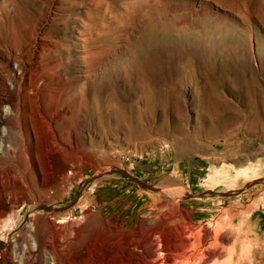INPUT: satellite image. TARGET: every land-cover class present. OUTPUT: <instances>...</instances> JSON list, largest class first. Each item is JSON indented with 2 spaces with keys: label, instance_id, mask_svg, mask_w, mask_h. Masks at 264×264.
I'll return each instance as SVG.
<instances>
[{
  "label": "rangeland",
  "instance_id": "rangeland-1",
  "mask_svg": "<svg viewBox=\"0 0 264 264\" xmlns=\"http://www.w3.org/2000/svg\"><path fill=\"white\" fill-rule=\"evenodd\" d=\"M0 145V264H264V0H0Z\"/></svg>",
  "mask_w": 264,
  "mask_h": 264
},
{
  "label": "bare ground",
  "instance_id": "bare-ground-1",
  "mask_svg": "<svg viewBox=\"0 0 264 264\" xmlns=\"http://www.w3.org/2000/svg\"><path fill=\"white\" fill-rule=\"evenodd\" d=\"M20 131V130H19ZM130 132V131H129ZM20 134V133H19ZM8 137V136H7ZM184 142V141H183ZM2 146L0 145V148H1ZM236 218V217H235ZM180 220V219H179ZM64 223H65V221H63ZM233 223V222H232ZM183 226V225H182ZM188 227V226H187ZM167 228V227H166ZM182 228V227H181ZM183 228H184V226H183ZM189 228H190V226H189ZM170 229H171V227H170ZM169 229V230H170ZM185 229V228H184ZM184 229H183V231H184ZM186 229H188V228H186ZM185 229V230H186ZM74 230H76V229H74ZM172 231H173V229H171ZM177 230V229H176ZM189 230V229H188ZM165 231H166V229H165ZM172 231H170V232H172ZM177 231H179V230H177ZM180 231H182V230H180ZM187 231V230H186ZM185 231V232H186ZM190 231H191V229H190ZM189 231V233H191ZM195 231V230H194ZM218 231V230H217ZM79 232V231H78ZM198 232H199V230H198ZM219 232V231H218ZM164 233H166V232H164ZM182 233V232H181ZM180 232H177V234L178 235H175V234H173V235H171V234H166L164 237H163V239H162V243H163V241H164V243L165 244H163V245H165L166 247H168V248H165L164 249V251L167 249V250H171V248L172 247H174V249H175V244H174V246H173V244H172V242H176V240L177 241H179V242H181V245H183V239H182V237L180 236V235H182V234H185V233H182L181 234ZM201 234V233H200ZM163 236V235H162ZM162 236H160V237H162ZM191 236V235H190ZM198 236V235H197ZM202 236V235H201ZM217 236V235H216ZM193 237H196V236H193ZM182 240H181V239ZM184 238V237H183ZM189 238V237H188ZM216 237H215V235H214V239H215ZM160 239V240H161ZM159 240V239H158ZM185 240V239H184ZM191 240V238L189 239V240H186L187 241V244H188V242ZM203 240H205L204 238H203ZM183 241V242H182ZM185 241V242H186ZM193 241H194V239H193ZM214 240H212V242H213ZM200 242V241H199ZM203 242V241H202ZM209 242V241H208ZM161 243V242H160ZM192 242H190L189 244H191ZM177 244V243H176ZM193 244V243H192ZM206 244V243H205ZM210 244V243H209ZM216 244V243H215ZM151 245V244H150ZM153 245V244H152ZM158 245V244H157ZM161 244H159V246H160ZM186 245V243L183 245V246H185ZM195 245V244H194ZM200 245V244H199ZM214 245V244H213ZM213 245H211L212 246V248H213ZM156 246V245H155ZM183 246H181L182 248H183ZM191 246V245H190ZM218 246V245H217ZM217 246H214L215 247V249H216V247ZM154 247V246H153ZM161 247V246H160ZM163 247L164 246H162V248L161 249H163ZM177 248H178V246H177ZM181 248V249H182ZM207 248V247H206ZM205 248V249H206ZM234 248V247H233ZM129 249V248H128ZM157 249V248H156ZM180 249V248H179ZM195 249V248H194ZM203 249H204V247H203ZM203 249H201V250H203ZM218 249H220V248H218ZM217 249V250H218ZM222 249V248H221ZM126 250V249H125ZM190 250V249H189ZM191 250H192V248H191ZM208 250V249H207ZM213 250V249H212ZM224 250V249H223ZM146 251V250H145ZM148 251V250H147ZM161 251V250H160ZM163 251V252H164ZM173 251V250H172ZM171 251V252H172ZM195 251V250H194ZM204 251V250H203ZM222 251V250H221ZM167 252H170V251H167ZM171 252L170 253H168L165 257H164V261H166V263L167 264H170L171 262H169L170 260H172L171 259ZM178 252V251H177ZM216 252V251H215ZM228 252V251H227ZM174 253V252H173ZM179 253V252H178ZM177 253V254H178ZM182 253V252H181ZM180 253V254H181ZM195 253V252H194ZM194 253H193V251H192V255H194ZM212 253V252H211ZM214 253V252H213ZM166 254V253H165ZM186 254H187V251H186ZM198 254V253H197ZM149 255V254H148ZM173 255H176V253L175 254H173ZM172 255V256H173ZM183 255H184V253H183ZM182 254H181V256L179 255V257L178 256H176L177 258H180V257H182L183 256ZM189 255V254H188ZM214 256H215V253L213 254ZM190 256V255H189ZM188 256V257H189ZM204 256H206V255H204ZM175 257V256H174ZM195 257V256H194ZM125 258V257H124ZM124 258L122 257V255H119V253H116V255H113L112 256V259H111V264H124ZM173 258V257H172ZM191 258V257H190ZM197 258H199V256L197 257ZM68 259V258H67ZM65 257L64 258H62V260H61V262H60V264H70L69 262H68V260H67ZM163 259V258H162ZM195 259V258H194ZM212 259V258H211ZM180 260V259H179ZM184 260L186 261V260H188V259H185L184 258ZM173 261V260H172ZM191 261V260H190ZM201 262V261H200ZM164 263V262H163ZM176 263V262H175ZM189 263V262H188ZM204 263V262H203ZM183 264V263H182ZM185 264V263H184ZM206 264H208V263H206Z\"/></svg>",
  "mask_w": 264,
  "mask_h": 264
},
{
  "label": "crops",
  "instance_id": "crops-1",
  "mask_svg": "<svg viewBox=\"0 0 264 264\" xmlns=\"http://www.w3.org/2000/svg\"><path fill=\"white\" fill-rule=\"evenodd\" d=\"M260 211H262V210H260Z\"/></svg>",
  "mask_w": 264,
  "mask_h": 264
}]
</instances>
